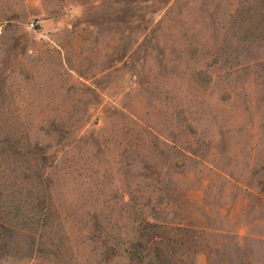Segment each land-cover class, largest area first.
<instances>
[{"label": "rangeland", "instance_id": "374dc122", "mask_svg": "<svg viewBox=\"0 0 264 264\" xmlns=\"http://www.w3.org/2000/svg\"><path fill=\"white\" fill-rule=\"evenodd\" d=\"M0 264H264V0H0Z\"/></svg>", "mask_w": 264, "mask_h": 264}, {"label": "built area", "instance_id": "2783aa9c", "mask_svg": "<svg viewBox=\"0 0 264 264\" xmlns=\"http://www.w3.org/2000/svg\"><path fill=\"white\" fill-rule=\"evenodd\" d=\"M35 25L34 24H32V27H34Z\"/></svg>", "mask_w": 264, "mask_h": 264}]
</instances>
